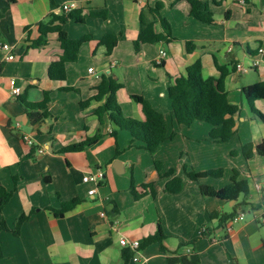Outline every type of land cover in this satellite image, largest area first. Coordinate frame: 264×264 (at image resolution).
I'll return each instance as SVG.
<instances>
[{
  "label": "crops",
  "instance_id": "crops-1",
  "mask_svg": "<svg viewBox=\"0 0 264 264\" xmlns=\"http://www.w3.org/2000/svg\"><path fill=\"white\" fill-rule=\"evenodd\" d=\"M200 1L213 13L212 24L193 18L187 0H0V43L11 45L15 56L7 61L0 51V185L14 191L0 211V225L7 228L0 233V264H124L125 257L126 264H170L194 255L200 264H264V190L256 189L264 180V156L256 151L264 140V120L243 91L264 83V55L258 67L245 73L236 68H249L264 47V0ZM158 5L162 9L153 14ZM142 13L155 17V33L164 39L137 52ZM40 24L60 28L72 40L87 37L77 61L67 64L65 80L48 76L63 55L59 31L42 37ZM107 36L118 39L111 54L102 43ZM41 39L45 44L33 46ZM190 43L194 48L188 51ZM161 51L167 55L160 64ZM197 62L204 79L220 78L219 68L228 71L225 90L239 113L227 143L211 138L210 124L183 126L172 115L168 88ZM104 76L120 85L116 96L125 118L146 121L135 97L164 115L169 138L156 153L129 148L131 134L108 116L100 123L96 113L107 101L100 91ZM12 79L23 89L18 98L10 94ZM44 94L49 117L34 123L28 106L42 102ZM254 108L264 115V99L255 100ZM24 134L33 146L22 140ZM98 134L100 139L83 150L64 151ZM247 144L254 146L250 159L242 152ZM116 162L122 174L114 169ZM215 170L222 175L198 181L187 175ZM97 171L103 173L97 185L83 183ZM235 173L248 183L247 196L226 201L201 194L200 185L222 190ZM175 178L184 187L171 194L166 187ZM74 200L75 207L60 216L62 205ZM233 212L245 213V220L228 232L221 220ZM159 226L165 238L148 242ZM122 238L139 241V253L121 247Z\"/></svg>",
  "mask_w": 264,
  "mask_h": 264
},
{
  "label": "trees",
  "instance_id": "trees-1",
  "mask_svg": "<svg viewBox=\"0 0 264 264\" xmlns=\"http://www.w3.org/2000/svg\"><path fill=\"white\" fill-rule=\"evenodd\" d=\"M192 5L191 15L196 20L204 24H212L213 13L200 1V0H187ZM14 3L15 0H9ZM162 9V5H158L152 13H156ZM76 22H81L79 18H74ZM155 17L148 19L145 13L140 16V31L137 40L134 42L136 51L140 50L143 44H154L162 41L164 37L156 34L154 30ZM59 31V42L63 49V55L60 60L50 65L48 69V76L51 80H65L66 79V66L68 63H74L78 59L80 47L87 39L84 37L79 40H72L60 28L51 27L48 24H40V32L42 37L50 31ZM170 37V36H169ZM102 43L107 47L108 54H111L118 44V39L114 36H107L102 40ZM45 44V39H41L33 44V46L40 47ZM194 45L188 44V51L193 50ZM221 72L220 78L204 79L202 75V64L197 62L187 69L185 76L176 80L175 85L168 88V97L172 105V115L179 125L191 126L196 122L207 123L212 126L210 133L211 138L220 143L229 142L235 135L234 116L239 113V108L229 103L227 93L225 90V78L228 71L219 68ZM120 85L110 77L104 76L100 84L101 96H106V103L100 107L96 113L101 124H104V118L109 117L121 130L128 131L131 136V142L128 145L131 147H139L145 149L148 153H156L162 143L168 140L167 126L164 115L155 110L150 103L145 101L142 97H135V99L142 105L143 112L146 116L144 123H138L134 120L125 118L121 107L117 101V91ZM244 94L248 99L253 112L261 119L264 120V115L254 108V101L264 99V83H257L252 86L244 88ZM49 95L44 94L42 102L37 104H30L28 107L32 110L31 118L34 123L43 121L49 117L47 112V105L49 103ZM43 110L41 113L40 111ZM98 134L93 139L87 140L83 143L72 145L64 149L66 152L81 151L85 147L94 144L100 139ZM140 142L141 145L137 146L135 143ZM256 151L259 155L264 156V140L256 146ZM243 155L246 159L252 158L254 155V146L252 144L244 145L242 148ZM156 168L161 171V165L156 163ZM174 170L167 173V176H172ZM188 178L193 181H198L205 177H220L221 170L209 171L204 173H189ZM132 179V189H134V178ZM184 187V181L181 178H175L167 184L166 190L171 194H178ZM147 191V187H142ZM200 192L205 197H214L220 200L237 201L241 196L245 197L249 194V186L246 181L238 179L237 173L231 179L230 185L222 190H216L210 186L200 185ZM14 191H8L5 187L0 185V211L4 209L7 203L12 198ZM136 198H139L136 196ZM78 202L76 200L64 203L62 209L58 212L63 216L67 211L75 207ZM235 213L223 216L222 222H227ZM26 217L23 215L18 219L14 234H19L20 228L25 221ZM6 224L2 222L0 225L1 231L6 230ZM165 238L159 226L158 232L155 236L150 237L148 242L162 241ZM3 258V251L0 243V260ZM125 257L124 264L128 262ZM170 264H200L198 256L190 258L170 259Z\"/></svg>",
  "mask_w": 264,
  "mask_h": 264
},
{
  "label": "built area",
  "instance_id": "built-area-1",
  "mask_svg": "<svg viewBox=\"0 0 264 264\" xmlns=\"http://www.w3.org/2000/svg\"><path fill=\"white\" fill-rule=\"evenodd\" d=\"M238 2L240 4H245V1L244 0H238ZM65 12H69L71 10V6L69 5H65L63 6L62 8ZM0 51L6 53V60L7 61H12L15 59V56H14V48L9 45V44H2L0 43ZM166 52L165 51H161L159 56V63L161 64V60L164 59L166 57ZM264 55V47L260 48L259 49V58L249 67V68H246L242 65H237V72L238 73H245L247 72L248 70H251L253 67H258L261 63H262V57ZM89 72L90 73H93V68H90L89 69ZM10 94L12 97L14 98H18L22 95V92H23V89L17 85V82L16 80L12 79L10 80ZM19 127V124L18 126ZM22 140L28 144L29 146H33L34 145V141L33 139L28 136V135H22ZM40 153H43L44 150L43 149H40L39 150ZM103 178V173L101 171H97L95 174H88L86 175L84 178H83V183H94V184H98V182L100 180H102ZM256 189L258 191H261V190H264V180L262 181H259L256 183ZM96 189H93L91 191L88 192V195L92 196L94 195ZM102 216H105V213L102 214ZM245 220V213L243 212H240L236 215H234L231 219H229L226 224H225V227L227 229L228 232H231L232 230V227L233 225L237 224V223H240V222H243ZM120 246L123 247V248H128L130 249L132 252L138 254L139 253V250H140V246H141V243L137 240H128L126 238H122L120 240ZM139 260V256H135L134 257V261H138Z\"/></svg>",
  "mask_w": 264,
  "mask_h": 264
},
{
  "label": "water",
  "instance_id": "water-1",
  "mask_svg": "<svg viewBox=\"0 0 264 264\" xmlns=\"http://www.w3.org/2000/svg\"><path fill=\"white\" fill-rule=\"evenodd\" d=\"M113 167H114V169L116 170V172H117L118 174H122V173L124 172V171H121V172H120V169H119V168L122 169V165H121L120 162H116V163L113 165Z\"/></svg>",
  "mask_w": 264,
  "mask_h": 264
}]
</instances>
